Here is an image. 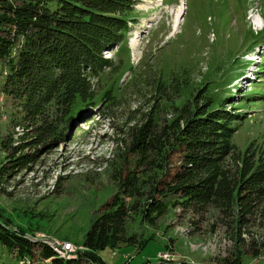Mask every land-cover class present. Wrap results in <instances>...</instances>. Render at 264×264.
I'll use <instances>...</instances> for the list:
<instances>
[{"label": "rangeland", "instance_id": "obj_1", "mask_svg": "<svg viewBox=\"0 0 264 264\" xmlns=\"http://www.w3.org/2000/svg\"><path fill=\"white\" fill-rule=\"evenodd\" d=\"M135 7L136 21L129 20L120 48L128 44L130 49V59L122 52L121 68L128 70L121 74L125 85L120 97L106 108L104 102L89 106L65 129L64 138L39 133L25 118L19 122L22 110L4 88L0 64V168L7 173L0 178V213L53 248L70 241L73 254L85 249L93 219L117 190L114 161L126 127L140 111L153 109L170 117L173 103L199 102L198 87L212 76V87L226 95L233 92V104L245 114L234 135L237 145L244 151L254 140L264 141V0H136ZM117 48L113 44L104 54L119 63ZM251 50L259 60L248 63L245 53ZM250 66L257 68L254 78L244 77ZM114 74L119 73L106 67L102 80L93 78L94 87L103 88ZM173 75L176 83L180 80L177 92L158 88L157 81H170ZM230 102L227 107L233 111ZM227 218L213 205L206 212L170 205L155 224L134 214L129 232L150 238L142 246L123 242L100 253L113 264H140L167 253L193 264L213 261L235 249V229ZM251 223L264 231V215ZM16 253L0 243V264H51L38 252L34 257ZM245 259L246 264H264L251 253Z\"/></svg>", "mask_w": 264, "mask_h": 264}, {"label": "trees", "instance_id": "obj_2", "mask_svg": "<svg viewBox=\"0 0 264 264\" xmlns=\"http://www.w3.org/2000/svg\"><path fill=\"white\" fill-rule=\"evenodd\" d=\"M135 2L0 0V64L5 68L4 88L22 110L19 122L25 118L39 133L64 138L65 129L89 106L104 102L105 107L120 97L125 85L121 74L128 70L121 68L122 52L130 59L128 44L127 49L120 48L129 20L136 21ZM113 44H118L119 63L104 54ZM106 67L119 74L97 90L93 78L102 80ZM175 78L162 77L158 88L174 94L180 82ZM214 81L206 76L198 87L199 102L191 98L192 102L173 103L170 117L153 109L139 110V120L134 117L136 121L126 127L124 145L114 161L117 190L93 219L84 236L85 249L61 256L48 242L26 235L2 212L0 243L18 256L34 257L38 252L51 264H113L101 249L123 242L142 246L150 238L129 232L134 214L155 224L170 205L200 212L213 205L234 226L235 249L195 264H246L248 253L264 261V231L251 227L253 218L264 215V141L254 140L244 151L237 145L234 135L245 114L233 104V92L220 93L212 87ZM229 100L233 111L227 107ZM6 174L0 168V178ZM140 264L193 263L160 256Z\"/></svg>", "mask_w": 264, "mask_h": 264}, {"label": "built area", "instance_id": "obj_3", "mask_svg": "<svg viewBox=\"0 0 264 264\" xmlns=\"http://www.w3.org/2000/svg\"><path fill=\"white\" fill-rule=\"evenodd\" d=\"M54 249L57 251L59 255L67 257L73 254L72 251L75 250V246L70 241L69 242L66 241L65 245L62 244L60 247H55ZM114 253H116L115 250ZM162 257L170 258L171 255L167 253V255H163Z\"/></svg>", "mask_w": 264, "mask_h": 264}, {"label": "crops", "instance_id": "obj_4", "mask_svg": "<svg viewBox=\"0 0 264 264\" xmlns=\"http://www.w3.org/2000/svg\"><path fill=\"white\" fill-rule=\"evenodd\" d=\"M48 260H49V259H48ZM125 262H126V260L123 261V263H125ZM123 263H122V264H123Z\"/></svg>", "mask_w": 264, "mask_h": 264}]
</instances>
